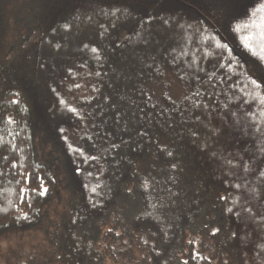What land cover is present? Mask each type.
<instances>
[{
  "label": "trees",
  "instance_id": "1",
  "mask_svg": "<svg viewBox=\"0 0 264 264\" xmlns=\"http://www.w3.org/2000/svg\"><path fill=\"white\" fill-rule=\"evenodd\" d=\"M261 5L0 0V236L46 224L52 264H264Z\"/></svg>",
  "mask_w": 264,
  "mask_h": 264
},
{
  "label": "rangeland",
  "instance_id": "2",
  "mask_svg": "<svg viewBox=\"0 0 264 264\" xmlns=\"http://www.w3.org/2000/svg\"><path fill=\"white\" fill-rule=\"evenodd\" d=\"M45 232L46 224L35 230L0 236V264H52L46 260L49 253Z\"/></svg>",
  "mask_w": 264,
  "mask_h": 264
},
{
  "label": "snow or ice",
  "instance_id": "3",
  "mask_svg": "<svg viewBox=\"0 0 264 264\" xmlns=\"http://www.w3.org/2000/svg\"><path fill=\"white\" fill-rule=\"evenodd\" d=\"M257 3L260 4V0H257ZM261 7H264V5H261ZM113 15H115V12L112 13ZM165 23H167V21H165ZM234 31H239V26L235 27L234 28ZM247 40H248V37H245L244 38V41H245V46L247 47ZM223 47H227V45H223ZM92 52H96V49L93 48L92 49ZM258 60H260L261 63H264V56H259L257 57ZM221 67H224L223 64H221ZM234 65L232 63H229L228 64V70L229 71H232L234 69ZM252 83L253 84H256L257 87H260L259 84L256 83L255 80H252ZM249 101L245 100L244 103H248ZM262 103H264V101H262ZM254 115V114H253ZM261 115H264V112L261 113ZM169 155H171V153H169ZM261 175L264 176V171L261 172ZM238 187V186H237ZM46 192V189L44 191H41L40 195H44V193ZM229 211H231V209H229Z\"/></svg>",
  "mask_w": 264,
  "mask_h": 264
}]
</instances>
